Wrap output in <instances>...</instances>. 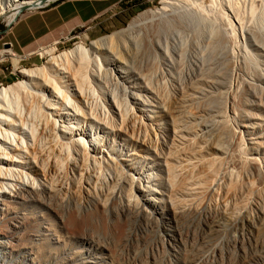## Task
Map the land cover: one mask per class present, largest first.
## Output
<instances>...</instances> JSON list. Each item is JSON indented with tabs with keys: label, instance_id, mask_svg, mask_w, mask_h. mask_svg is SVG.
Returning <instances> with one entry per match:
<instances>
[{
	"label": "bare ground",
	"instance_id": "obj_1",
	"mask_svg": "<svg viewBox=\"0 0 264 264\" xmlns=\"http://www.w3.org/2000/svg\"><path fill=\"white\" fill-rule=\"evenodd\" d=\"M47 1L54 0H0V18L15 19L22 8L36 9L47 5L44 3ZM227 1L235 18L242 22L241 7L237 9V4L232 7L231 0ZM252 2L251 11L255 0ZM161 3L158 10L139 14L127 29L90 41L89 45L80 42L59 53L53 46L55 43L39 49V55L49 57L46 65L22 68L19 74L25 80L0 88V204L7 200L15 202L19 196L38 201L36 194H49L51 204V199H55L54 184L57 192L67 191L69 175L74 177L76 167L79 188L84 191L91 177L98 180V171L96 174L92 171H101L104 161L118 169L113 183L126 182V177L121 175L126 170L114 153L106 151L104 155V146H91L96 133L88 139L87 124L93 128L95 121L103 122L118 132L144 137L148 113L154 109L169 117L174 139L182 138L180 133L186 122L210 117L208 123L196 130L193 142L205 144L219 159L227 154L223 146L227 137L225 120L231 115L240 119L238 132L246 134L247 139L240 136L239 143L245 142L248 149L243 152L240 148L245 143L241 145L232 165L245 176L252 172L264 177L261 162L264 158L259 159L263 143L261 136L257 138L252 133L258 125L256 121L261 119L258 116L264 113V33L242 31L245 49L235 64L230 53L236 42L235 29L231 33L221 30L210 16L201 13L207 11L212 0L207 3L162 0ZM171 25H184L189 32L166 33ZM217 46L223 48L220 55L214 54ZM250 52L258 53L261 59L254 58ZM7 53L11 59L18 56L10 48ZM147 54L158 58L157 70L151 74L144 72L143 61L139 68L135 64L141 61L137 60L141 55ZM5 60L0 59V64ZM222 98L227 99L224 111L218 105ZM170 152L166 159L167 180L172 192L178 194L185 187L176 184L178 154L171 157ZM199 161L202 162L197 160L196 164ZM24 164L38 169L51 189L37 184L35 179L29 180L27 173L16 180L13 172ZM187 168L183 169L187 171ZM197 184L201 194L210 191L211 185ZM3 206L0 205V215ZM11 214L19 226L22 217ZM217 218L224 219L225 215L219 213L212 219ZM9 233L12 229L7 220H0L1 253L5 249L2 236ZM8 260H13L10 252L4 254L0 264H8Z\"/></svg>",
	"mask_w": 264,
	"mask_h": 264
},
{
	"label": "rangeland",
	"instance_id": "obj_2",
	"mask_svg": "<svg viewBox=\"0 0 264 264\" xmlns=\"http://www.w3.org/2000/svg\"><path fill=\"white\" fill-rule=\"evenodd\" d=\"M57 1H47L44 3L48 4L42 7L24 10L9 21L2 16L0 51L7 43L11 26L20 16ZM144 1L141 10L122 30L127 29L142 12L158 10L162 6V0ZM252 1H230L232 7L233 4H237L236 8L241 7L242 22L235 18L227 0H212L207 11L201 12L210 16L221 30L231 33L235 29L236 42L230 47L235 64L245 49L242 31L264 33V0H255L251 11ZM174 31L185 34L189 28L171 25L166 29V33ZM90 41L93 40L78 32L53 46L59 53L74 48L80 42L89 45ZM49 46L52 45L36 47L30 53L22 54L10 45L11 51L18 56L14 59L8 56L0 64L11 77L8 82L0 83V88L25 80L19 74L22 68L45 66L49 57L41 56L37 51ZM214 50V54L220 55L223 48L217 46ZM246 50L250 51V48ZM250 53L259 58L258 53ZM139 59L141 61H135V64L139 68L143 61L144 72L151 74L157 70L158 58L153 54L141 55ZM226 103V98L220 100L218 105L222 111ZM148 115V130L144 131V137L139 138L132 137L129 132H118L117 128L110 129L103 122L95 121L93 128L97 127L96 130L87 124L88 139L93 138L94 132L97 134L91 146H104V155L106 151L114 153L126 170L125 174L121 173L126 182L113 183L118 169L104 161L105 167L101 171H92V174L98 171V180L91 177L89 186H84L87 192L79 188L76 167L72 173L74 177L69 175L67 191L57 192L54 184L52 195L55 199H51V204L49 194H36L38 201L32 202L25 194L26 199L19 196L15 202L7 200L0 204L4 205L0 220H7L12 229V233L2 236L3 253L10 252V257H13L8 264H264V177L252 172L245 176L232 165L239 148L245 143L240 145V136L247 139L246 134L238 132L241 130L238 129L240 119L231 115L225 120L227 137L223 146L227 154L219 159L205 144L193 142L196 130L208 123L210 117L186 122L180 133L182 138L176 136L174 139L170 119L165 113L154 109ZM258 118L261 119L256 121L258 125L252 133L257 134L254 137L261 136V161L264 158V113H260ZM245 145L240 148L243 152L248 149ZM170 150L171 157L178 154L176 184L185 187L178 194L172 192L167 180L166 159ZM197 160L202 162L196 164ZM261 162L264 163V159ZM184 166L188 167L187 171ZM192 166L195 168H190ZM22 167L17 166L13 172L16 180L20 176L24 178L27 173L29 180L35 179L37 184L51 189L38 169L30 164ZM197 182L211 185L210 191L201 194ZM11 213L22 217L19 226ZM219 213L225 218L212 219ZM3 253L0 252V260Z\"/></svg>",
	"mask_w": 264,
	"mask_h": 264
},
{
	"label": "crops",
	"instance_id": "obj_3",
	"mask_svg": "<svg viewBox=\"0 0 264 264\" xmlns=\"http://www.w3.org/2000/svg\"><path fill=\"white\" fill-rule=\"evenodd\" d=\"M143 3L144 0H59L20 16L11 26L6 42L17 53L28 54L36 47L61 43L78 32L94 41L122 30ZM9 80V73L0 66V83Z\"/></svg>",
	"mask_w": 264,
	"mask_h": 264
},
{
	"label": "built area",
	"instance_id": "obj_4",
	"mask_svg": "<svg viewBox=\"0 0 264 264\" xmlns=\"http://www.w3.org/2000/svg\"><path fill=\"white\" fill-rule=\"evenodd\" d=\"M7 49H9V48L3 47L1 49L0 59H7L8 58L9 54L7 53Z\"/></svg>",
	"mask_w": 264,
	"mask_h": 264
},
{
	"label": "water",
	"instance_id": "obj_5",
	"mask_svg": "<svg viewBox=\"0 0 264 264\" xmlns=\"http://www.w3.org/2000/svg\"><path fill=\"white\" fill-rule=\"evenodd\" d=\"M42 6H44V5H41L40 7H42ZM37 8H39V7H37ZM24 10H27V8H22L21 11H20V13H21L22 11H24ZM4 47H5V48H9L10 45H9L8 43H5V44H4Z\"/></svg>",
	"mask_w": 264,
	"mask_h": 264
}]
</instances>
